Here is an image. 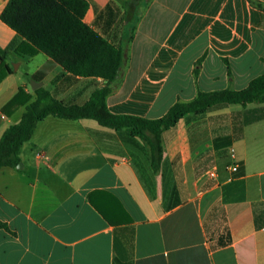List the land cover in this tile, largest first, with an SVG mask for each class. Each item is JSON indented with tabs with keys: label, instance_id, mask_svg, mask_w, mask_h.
Segmentation results:
<instances>
[{
	"label": "crops",
	"instance_id": "0c3cea01",
	"mask_svg": "<svg viewBox=\"0 0 264 264\" xmlns=\"http://www.w3.org/2000/svg\"><path fill=\"white\" fill-rule=\"evenodd\" d=\"M84 1L83 22L123 52L106 97L114 115L160 119L264 75V0ZM12 41L0 21V49ZM6 63L0 138L37 89L81 106L106 85L40 52L9 50ZM160 141L154 174L138 138L91 119L40 121L20 166L0 169V264H264V105L186 114Z\"/></svg>",
	"mask_w": 264,
	"mask_h": 264
},
{
	"label": "trees",
	"instance_id": "16d2710c",
	"mask_svg": "<svg viewBox=\"0 0 264 264\" xmlns=\"http://www.w3.org/2000/svg\"><path fill=\"white\" fill-rule=\"evenodd\" d=\"M86 10L84 0H9L2 10L0 21L15 32L20 42L12 41L6 49H0V82L12 72L6 63L7 52L12 50L20 56L40 52L71 75L101 78L106 85L93 92L88 102L81 106H65L48 91L37 89L36 99L26 106L20 121L9 126L0 138V169L15 168L19 164V151L32 137L36 125L53 116L63 120L91 119L101 127L138 138L147 148L151 170L155 174L162 154L161 134L174 127L184 115H200L228 105L243 108L264 105L262 75L243 90L199 92L188 103L174 104L160 119L110 113L106 97L119 74L123 52L83 22ZM23 97L24 93L19 89L3 112H10ZM6 228L0 222V230Z\"/></svg>",
	"mask_w": 264,
	"mask_h": 264
},
{
	"label": "built area",
	"instance_id": "2783aa9c",
	"mask_svg": "<svg viewBox=\"0 0 264 264\" xmlns=\"http://www.w3.org/2000/svg\"><path fill=\"white\" fill-rule=\"evenodd\" d=\"M231 171H232V172H236V171H237V167H236V166L232 167V168H231ZM209 176H210V177H214V173H213V172H210V173H209Z\"/></svg>",
	"mask_w": 264,
	"mask_h": 264
},
{
	"label": "water",
	"instance_id": "95a60500",
	"mask_svg": "<svg viewBox=\"0 0 264 264\" xmlns=\"http://www.w3.org/2000/svg\"><path fill=\"white\" fill-rule=\"evenodd\" d=\"M20 165L18 164L17 166H16V168H18Z\"/></svg>",
	"mask_w": 264,
	"mask_h": 264
},
{
	"label": "rangeland",
	"instance_id": "374dc122",
	"mask_svg": "<svg viewBox=\"0 0 264 264\" xmlns=\"http://www.w3.org/2000/svg\"><path fill=\"white\" fill-rule=\"evenodd\" d=\"M16 64V63H15ZM14 68V65L12 66Z\"/></svg>",
	"mask_w": 264,
	"mask_h": 264
}]
</instances>
